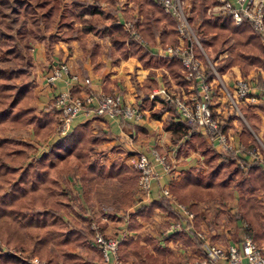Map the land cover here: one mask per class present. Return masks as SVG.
Wrapping results in <instances>:
<instances>
[{
    "label": "trees",
    "instance_id": "1",
    "mask_svg": "<svg viewBox=\"0 0 264 264\" xmlns=\"http://www.w3.org/2000/svg\"><path fill=\"white\" fill-rule=\"evenodd\" d=\"M99 1L71 0V5H64L61 0H0V62L6 65L0 67V240L8 248L12 246L16 250L29 252L27 257H20L0 249V264H31L28 260L30 255H37L44 260L43 264H92L75 253L77 245L85 240L81 229L67 228V224L53 211L59 192V173L75 167L86 196L104 176L121 174L118 178L125 198L131 195V188L138 176V172L129 171L123 165L105 168L90 162L89 152L102 137L93 134L84 125H77L37 157L34 163L22 167L25 161L24 144L13 139L15 137H5L3 134L33 125L34 134L40 137L49 132L51 125L50 119L35 114L31 108L35 94L32 83L27 81V74L32 67L29 49L33 41L47 40L50 47L58 39V31L67 38H80L88 32L107 36L111 42L110 55L118 56L114 60L116 63L120 59L135 57L144 68L149 69L146 88L155 85V69L159 68L166 69L177 85H190L177 56L158 54L146 47L147 44L158 43L160 48H165L178 43L174 18L164 12L157 1L129 0L139 8L141 15L140 21L129 20L146 45L133 38L113 17L116 0H101L106 3L108 11L100 8ZM216 1L193 0L189 7V13L196 16L195 22V17L190 18L194 32L212 63L224 49L228 38L233 39L232 51L213 64L216 72L222 73L234 64H238L243 72L252 66H262L264 43L261 38L242 18L210 17L207 10ZM193 52L204 59L195 45ZM207 66L206 80L209 81L214 73ZM216 88L219 89L218 86ZM166 109L171 108L165 103L153 114L159 117ZM174 115L173 112L172 117ZM176 115L178 117L177 112ZM229 125L231 120L226 119L224 124H220V130L225 132ZM195 127L182 119L169 122V128L177 136L184 129ZM188 135L184 145L196 141L200 143L197 133L190 132ZM212 138L213 135L208 133L205 141ZM241 139L246 144L247 138ZM202 152L206 165L204 171L188 169L178 181L173 182L171 192L184 205L190 200L211 199L225 203L235 198L238 210L234 217L246 220V234L257 245H262L263 167L257 161L247 162L242 158L243 167H240L233 153L226 152L218 145H205ZM156 207L171 213L163 200H158L132 210L131 215L144 217ZM179 237L190 242L184 233ZM119 247L124 248L121 255L126 257L131 252L137 255L141 249L138 242L130 238L122 239ZM164 252V248H157L156 256L145 254L144 264H165Z\"/></svg>",
    "mask_w": 264,
    "mask_h": 264
},
{
    "label": "crops",
    "instance_id": "2",
    "mask_svg": "<svg viewBox=\"0 0 264 264\" xmlns=\"http://www.w3.org/2000/svg\"><path fill=\"white\" fill-rule=\"evenodd\" d=\"M99 5L101 9L109 10L104 1L100 0ZM112 15L117 22L130 18L141 20L139 8L129 0H116ZM77 24L75 23V25ZM56 34L58 39L50 47H48L47 40L33 41L29 49L32 67L27 74V81L32 83L35 94L31 108L35 114H41L51 120L49 132L40 137L36 136L34 126L29 125L18 131H7L3 136L17 137L13 139H18L24 144L25 161L22 166L24 167L27 163H34L37 157L61 138L53 133L55 122L53 100L57 93L64 90H70L75 95H83L87 92L108 94L118 92L125 103L139 104L143 110V117L138 121L124 120L120 117H89L79 114L72 122L69 132L77 125H84L93 134L102 137L89 152L90 162L98 166L109 168L118 164L123 165L129 171L137 172L131 163L133 157L137 153L143 152L151 158L150 151L155 149L159 154L164 155L166 161L170 163L169 170H164L161 164H155L156 175L151 180L149 192L139 189L136 180L131 188V195L125 198L118 178L121 174L104 176L102 181L97 183L86 196L77 169L70 168L60 172L57 177L59 192L56 194L57 201L53 211L67 224V228L81 229L85 240L77 245L75 253L92 264H100V256L87 242L90 234L87 223L90 219L98 221L106 234L117 235L122 239L130 238L138 242L150 255H155L157 248H164L165 258H171L174 262H179L186 257H190L188 260H192V255L195 252L192 242H187L179 237L183 233L188 237L189 235L182 231L173 233L165 231L171 220L180 217L174 207L175 202L179 201L170 189L173 182L178 181L188 169L203 172L206 165L202 150L205 145L212 147L216 145L213 140L205 141L208 132L201 127L184 129L182 134L177 136V133L169 128V122L171 120L179 122L180 118L177 117L172 102L163 96L164 92L169 96L186 95L192 91L191 88L189 85L184 87L174 83L164 68L155 69V85L146 88L145 80L148 77L149 69L144 68L135 57L120 59L116 63L114 60L118 56L117 54L110 55L111 42L107 36L101 37L88 32L80 38H67L61 35L60 31ZM232 41H227L224 44L231 42L233 49ZM146 47L152 52L162 54L158 43L147 44ZM226 48L225 46L214 58L213 63L203 51L208 60L215 64L232 51V49L227 50ZM205 55H203L204 59L198 58L206 68L208 62ZM62 62L68 65L69 74L62 75L54 84L48 85L44 80L45 74ZM72 74H76L78 79L73 80ZM219 75L229 88L232 87L234 79L240 77L247 79L251 85V93L256 96L254 102L242 101L239 104V115L232 109L219 89L214 88L212 97L214 114L220 119L221 124H224L226 119L231 120V125L225 131L231 145L233 147L239 144L249 145L253 143L254 138H259L264 143V100L259 91V86L264 83V64L252 66L246 72H243L238 64H234ZM84 79H88L89 82L84 83ZM154 88L163 92L158 91L153 94ZM165 103L171 109L164 110L159 117H156L153 113L160 110ZM173 112L175 115L172 117ZM240 116H244L247 126L251 127L250 129L242 126L238 121ZM190 132L200 136V143L196 141L191 145H184ZM241 138H247L246 144ZM110 185H112L113 193L116 194L113 199H111ZM163 188L169 190L170 197L161 195ZM99 191H101L100 196L97 194ZM158 200H163L164 204L169 207L170 214L156 207L144 217L131 215L132 210ZM185 205L194 213L195 227L203 226L201 228L210 231L213 236L220 232H226L228 229L234 233L232 237H227L224 243L234 242V238L238 240L241 234L246 233L241 220L235 219L233 216L236 214L235 198L225 203L211 199L190 200ZM216 207L219 209L214 213ZM228 208L227 213H229L230 219L225 222L222 218L221 225L215 226L213 218L216 213L222 214ZM210 213H213L212 220L211 216H207ZM204 218L205 221H201ZM262 245L264 246V243ZM140 258L141 261L145 260V256H140Z\"/></svg>",
    "mask_w": 264,
    "mask_h": 264
},
{
    "label": "built area",
    "instance_id": "3",
    "mask_svg": "<svg viewBox=\"0 0 264 264\" xmlns=\"http://www.w3.org/2000/svg\"><path fill=\"white\" fill-rule=\"evenodd\" d=\"M164 12L170 14L175 22L178 43L160 48L164 55H175L180 59L181 70L186 79L190 80L191 92L186 95L174 94L169 96L163 93L168 101H171L178 114V117L196 127L204 128L213 135V142L226 152L233 153L240 167L243 163L240 158L247 162L257 161L263 167L264 175V145L261 141L253 146L242 144L233 147L225 132L220 130V119L214 114L212 107L213 90L218 86L222 95L233 104L239 111V102H254L256 96L251 93V85L245 78H236L231 88L227 87L221 76L214 69L213 64L208 60L202 46L194 32L191 23V14L182 0H155ZM211 15L229 16L237 20L244 19L264 43V0H217V4L209 8ZM120 22V21H119ZM129 34L137 39L142 45L146 43L137 33L134 24L130 20L120 22ZM193 45L205 55L209 68L214 73L211 80H206V68L201 60L194 54ZM69 74L68 65L64 62L52 67L44 76L48 85L54 84L62 75ZM73 80L78 79L76 74H72ZM84 79V83H88ZM158 88H154L152 93H158ZM261 98L264 100V83L259 86ZM163 92V91H161ZM55 112V122L53 133L62 137L66 135L72 122L79 114L89 117H120L124 120L138 121L143 117V110L140 105L125 103L118 92L111 94L104 92H87L83 95H75L70 90L57 93L53 100ZM151 158L143 152H139L131 160L132 166L137 170V187L145 192H149L151 180L156 175L154 166L161 164L164 170H169L170 163L166 161L164 155L159 154L155 149L150 151ZM161 195L170 197L167 188L161 190ZM175 209L180 217L171 220L166 228V232L183 231L191 237H195L201 242L202 253L193 260L183 261L178 264H264V246L257 245L249 236H242L237 241L230 243H217L209 239V234L204 229H197L194 224V213L187 205L175 202ZM246 223L242 222V225ZM90 236L88 245L98 251L102 264H125L118 256L119 237L106 235L98 221L90 219L88 221ZM0 249L14 255H22L20 251L6 247L0 240ZM37 262V258L31 259Z\"/></svg>",
    "mask_w": 264,
    "mask_h": 264
},
{
    "label": "rangeland",
    "instance_id": "4",
    "mask_svg": "<svg viewBox=\"0 0 264 264\" xmlns=\"http://www.w3.org/2000/svg\"><path fill=\"white\" fill-rule=\"evenodd\" d=\"M183 1V4H184V6L185 7H187V9L189 10V7H190V3L193 1V0H182ZM61 3L62 4H64V5H71V0H61ZM215 4H217V1H216V3H214V4H212V5H210L209 6V8L211 7V6H213V5H215ZM209 8H208V10H207V14L210 16V17H212V18H214V17H219V16H222V15H211V13L209 12ZM191 14V13H190ZM191 16H193V17H195L194 18V20H193V22H195L196 21V16H194V14L192 13L191 14ZM193 26V25H192ZM230 38H228V40L227 41H232V39L231 40H229ZM226 41V42H227ZM232 43H233V41H232ZM227 47L226 49L227 50H231L232 49V46H231V42L229 43H226V45L224 44V47ZM0 67H6V65H5V63L4 62H0ZM226 100H227V102H229L228 100V98L225 96V95H222ZM238 104H240V102L238 103ZM229 105L232 107V109L234 110V111H236V113L237 114H239L240 115V113H238V111L235 109V107L233 106V104H230L229 103ZM239 106V105H238ZM241 124H242V126H244V127H246V128H248V129H250L251 127L250 126H247L248 124H246V122H245V118H244V116L243 117H239V120H238ZM254 129V128H253ZM23 136H24V134H23ZM15 138H17V137H15ZM258 141H260V139L259 138H254V140H253V143L254 144H256V143H258L259 144V142ZM263 145H264V143H262ZM110 193H111V199H113L114 198V195H116L115 193H113V188H112V185H110ZM98 196H100L101 195V191H99L98 193ZM110 199V200H111ZM100 207V206H99ZM217 209H219V208H215V210H214V213H215V211L217 212ZM229 210V208L226 210V211H223L222 212V214H217L216 213V215H215V217L213 218V221H214V224H215V226L216 225H221V220H222V218L225 220V222L228 220V219H230V216H229V213H227V211ZM237 206H236V212H237ZM212 215H213V213L211 214H207V216H211V220H212ZM233 216H235V215H233ZM195 218V217H194ZM235 218V217H234ZM235 219H239V220H241V222H243V223H246L245 225H243V229L245 230V228L248 226V223H247V221L246 220H244V219H240V218H235ZM89 221V220H88ZM201 221H205V218L204 219H202ZM100 224V223H99ZM227 224V223H226ZM101 226V225H100ZM208 226V225H207ZM227 226V225H226ZM87 227H88V223H87ZM202 228H203V226H201ZM201 227H196L197 229H202ZM214 227V226H213ZM211 228V227H210ZM89 229V228H88ZM205 230V229H204ZM213 230L216 232V230L213 228ZM90 231V230H89ZM102 231H103V229H102ZM206 231V233H208L209 234V239L211 240V241H214V242H217V243H221L222 244V242L224 243V241L226 240V238L227 237H229V236H231L232 237V235L234 234V233H232V232H230V230L228 229L226 232H220V233H217L216 234V236L214 235H212V233H210V231H207V230H205ZM104 232V231H103ZM105 233V232H104ZM106 234V233H105ZM106 235H109V234H106ZM89 236H90V234H89ZM109 236H117V235H109ZM211 236H213V237H211ZM242 236H249V235H247L246 233H244V234H241V237ZM118 237V236H117ZM250 237V236H249ZM120 238V237H119ZM251 238V237H250ZM189 239H190V242H192V244H193V247L195 248V252L193 253V259L195 258V257H198V255H200L201 253H202V250H201V242H200V240L199 239H197V238H195V237H191V236H189ZM120 241H119V244H120V242H121V240H122V238H120L119 239ZM234 240L235 241H237L236 240V238H234ZM139 246H141L140 244H138ZM259 246H263V245H259ZM9 248H11V249H15L14 247H12V246H9ZM130 249H131V247H130ZM16 250V249H15ZM124 250V248L122 247H119L118 246V256H119V258L125 263V264H144V262H145V260L143 259L142 261H141V258H140V256H146L145 254H148L146 251H144L145 249H144V247H142L141 246V249L140 250H138V254L140 255H136L135 253H128L127 254V257L126 256H124V255H121V252ZM129 250V249H128ZM17 251H20V250H17ZM95 251L98 253V251L95 249ZM20 253H22V255H15V256H20V257H27V254H29V252L27 251V250H24V251H20ZM27 253V254H26ZM145 253V254H144ZM99 254V253H98ZM157 254V253H156ZM156 254L155 255H153V256H156ZM100 256V255H99ZM34 257H36L37 258V262H35V263H33V262H31V259L32 258H34ZM164 258V261H165V264H178V263H181V262H183V261H188V259L190 258H184V259H182L181 261H176V262H174V261H172L171 260V258H165V256L163 257ZM192 259V260H193ZM28 260H29V262L31 263V264H43V262H44V260H42V259H40L37 255H30L29 257H28ZM100 264H102V262H101V259H100Z\"/></svg>",
    "mask_w": 264,
    "mask_h": 264
}]
</instances>
